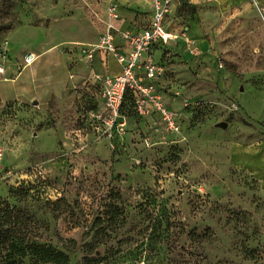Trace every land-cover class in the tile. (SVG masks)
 Instances as JSON below:
<instances>
[{
  "label": "rangeland",
  "instance_id": "obj_1",
  "mask_svg": "<svg viewBox=\"0 0 264 264\" xmlns=\"http://www.w3.org/2000/svg\"><path fill=\"white\" fill-rule=\"evenodd\" d=\"M111 3L129 9L0 0V264H264V3L181 0L177 44L148 51L179 132L127 99L126 132L107 140L89 126L100 85L80 48Z\"/></svg>",
  "mask_w": 264,
  "mask_h": 264
},
{
  "label": "built area",
  "instance_id": "obj_2",
  "mask_svg": "<svg viewBox=\"0 0 264 264\" xmlns=\"http://www.w3.org/2000/svg\"><path fill=\"white\" fill-rule=\"evenodd\" d=\"M251 1L262 13V2L260 5L258 0ZM180 6L181 0H152L150 19L141 29L124 27L125 19L120 14L118 5L111 3L106 6V17L99 20L104 24V29L97 34L95 41L80 48L81 61L87 67H91L97 53L111 56L119 66L117 74L89 73L90 80L100 85L101 102L88 112L89 126L97 138L111 140L126 132L127 116L122 107L127 92L132 94L133 108L137 115L154 118V124L162 132H179L181 113L171 108L164 92L157 85L164 68L148 51L154 43L170 45L176 40V36L166 30L165 21ZM116 38L121 41L122 46L115 42ZM144 55L146 56L142 59ZM36 58L37 55L33 52L23 54L24 66L32 64ZM5 71V64L0 59L1 77H4Z\"/></svg>",
  "mask_w": 264,
  "mask_h": 264
},
{
  "label": "crops",
  "instance_id": "obj_3",
  "mask_svg": "<svg viewBox=\"0 0 264 264\" xmlns=\"http://www.w3.org/2000/svg\"><path fill=\"white\" fill-rule=\"evenodd\" d=\"M124 2H126V5L129 7V9H127V8L122 9L119 5L118 10L126 22H129L130 20H132L134 18V16L136 15V11L150 10V14H151L152 0H124ZM261 2L263 4L264 0H261ZM177 11L171 12L167 16L166 21H165L166 30L169 33L175 35L176 38L178 37L177 36L178 35L177 34L178 29H177V27H174L172 25V23L179 21V17L176 13ZM124 27H126V23H124ZM179 27H181V25H179ZM103 29H104V24L99 22V28H98L97 34L100 31H102ZM95 40H96V38H95ZM115 42L119 46H122V43L118 38L115 39ZM157 43H154V44H157ZM176 44H177V41L175 40V41L171 42L170 45L175 46ZM153 45L151 47H153ZM145 56L146 55H144L142 58H145ZM103 58H105L104 61L102 60ZM88 68H89L88 73L93 71L96 73H107V74L112 75V74H117L119 72V66L116 64L115 60L111 56H109V55L103 56L101 53L95 54L94 59H93V63L91 65V67H88Z\"/></svg>",
  "mask_w": 264,
  "mask_h": 264
},
{
  "label": "trees",
  "instance_id": "obj_4",
  "mask_svg": "<svg viewBox=\"0 0 264 264\" xmlns=\"http://www.w3.org/2000/svg\"><path fill=\"white\" fill-rule=\"evenodd\" d=\"M127 99H132L133 100V97H132V94L127 92L125 94V98H124V103H123V106L124 104L126 103V100ZM132 102V101H131ZM123 111V110H122ZM5 214H7V212H5ZM7 235H6V232H2L0 231V248H4L5 247V242L7 240ZM9 246V249H11L13 252H24V248L23 246L21 245H18L17 243L15 242H12V243H8L7 244ZM27 248H28V251L30 253H33V254H38V252H42L43 249L37 247L35 244H30V245H27ZM47 250V249H45ZM45 252V251H44ZM58 255H60L61 253H57ZM62 256V255H60ZM150 264H156V263H150Z\"/></svg>",
  "mask_w": 264,
  "mask_h": 264
},
{
  "label": "water",
  "instance_id": "obj_5",
  "mask_svg": "<svg viewBox=\"0 0 264 264\" xmlns=\"http://www.w3.org/2000/svg\"><path fill=\"white\" fill-rule=\"evenodd\" d=\"M35 102H36V101H35ZM220 125H221V126H225V123H221Z\"/></svg>",
  "mask_w": 264,
  "mask_h": 264
}]
</instances>
